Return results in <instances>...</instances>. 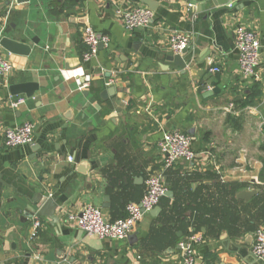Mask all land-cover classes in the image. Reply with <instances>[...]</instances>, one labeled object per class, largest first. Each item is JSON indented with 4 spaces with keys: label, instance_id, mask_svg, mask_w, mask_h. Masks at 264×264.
I'll list each match as a JSON object with an SVG mask.
<instances>
[{
    "label": "crops",
    "instance_id": "crops-1",
    "mask_svg": "<svg viewBox=\"0 0 264 264\" xmlns=\"http://www.w3.org/2000/svg\"><path fill=\"white\" fill-rule=\"evenodd\" d=\"M145 1L150 25L124 29L115 7ZM86 24L110 41L82 62ZM239 25L260 40L257 78L239 70ZM174 31L189 38L184 68L165 59ZM2 36L30 51L0 46L13 65L0 79V264H180L178 243L193 232L204 235L196 264H263L250 244L264 227V0H0ZM109 81L115 92L103 97ZM27 82L38 85L32 95L10 94ZM24 122L34 125L33 144L6 147L4 130ZM173 129L191 137L195 158L167 172L172 196L157 215L144 214L131 239H97L67 221L84 204L123 217L160 166L158 140ZM38 193L55 200L59 223L24 215Z\"/></svg>",
    "mask_w": 264,
    "mask_h": 264
},
{
    "label": "built area",
    "instance_id": "built-area-1",
    "mask_svg": "<svg viewBox=\"0 0 264 264\" xmlns=\"http://www.w3.org/2000/svg\"><path fill=\"white\" fill-rule=\"evenodd\" d=\"M229 5H232L230 3ZM10 12L8 9L3 18L6 22ZM114 15L124 29L131 31L138 28L148 27L153 20V11L148 6L129 5L125 8L115 7ZM234 47L237 52L239 70L244 77L257 78L261 43L253 30L247 26L239 25L233 32ZM82 43L85 50L81 55V61H89L98 51V45L103 47L109 44V36L98 33L94 28L86 24L82 29ZM169 50L174 54L181 55L182 51L189 46V38L180 31H174L169 41ZM13 70L12 63L0 54V79L7 77ZM211 73H217L220 68L217 65L209 68ZM90 77L85 76L79 80L81 89H88ZM109 81L106 85H110ZM23 98L10 102L13 109L23 103ZM34 125L24 122L3 132V142L6 147L32 145ZM158 148L161 153V163L157 170L150 173L145 179V190L137 202H127L124 206L125 215L116 219H108L101 208L92 204H84L78 213L69 214L67 221L74 224L85 235L97 239L125 240L134 231L136 225L142 220L145 213L157 206L165 196L167 188V172L176 164L188 167L195 158V152L191 146V137L177 129L165 132L158 140ZM72 161V157H67ZM41 223L36 219L32 224L31 237H36L37 229ZM204 241V235L200 232L190 233L178 243L180 264H196L197 254L195 247ZM250 252L255 259L264 264V227L255 229L252 233Z\"/></svg>",
    "mask_w": 264,
    "mask_h": 264
},
{
    "label": "water",
    "instance_id": "water-1",
    "mask_svg": "<svg viewBox=\"0 0 264 264\" xmlns=\"http://www.w3.org/2000/svg\"><path fill=\"white\" fill-rule=\"evenodd\" d=\"M16 1L21 2V1H27V0H16ZM210 1H212L214 5L221 2V0H217V2H216V0H210ZM224 1L227 2L228 0H224ZM232 1H239V0H232ZM145 3L148 5L149 8L153 7V5H151L149 3V1H145ZM0 46H2L4 49H6L7 51L12 52V53L26 54L30 51V47L28 45H26L25 43L15 41V40H13L9 37H6V36H2L0 38ZM102 48H103V46L100 43L98 45V49H102ZM185 52H186V49H184L182 51V53H185ZM165 59L168 61H174V63L177 66L182 67V68H184L186 65V63L182 59V57L178 54H174L172 51H169L166 53ZM37 88H38V85L36 83L27 82V83H19V84L11 85L9 87V91H10L11 95L25 94L27 96H30V95H32V93ZM114 92H115V87L110 85L108 88H106L103 91L102 96L107 97L109 95H112ZM255 192L256 191L253 189L243 190V191L239 192L237 197L240 199H247V198H249V196L255 194ZM165 195L171 197L172 192L170 190H167ZM108 199H109L108 196L104 197L105 203L102 205L103 207H109V203H107ZM56 208H57V203L55 202V200L52 197L46 196L43 193H38L32 199H30V205L26 209L28 211L25 212L24 215L27 217L45 216V217L49 218V220L52 223H59V217L55 214ZM159 211H160V207L157 205L153 209H151L148 213L152 216H155L159 213ZM131 237L132 236H129L128 239H131ZM251 237H252V235H251ZM259 262H261V261H259Z\"/></svg>",
    "mask_w": 264,
    "mask_h": 264
},
{
    "label": "trees",
    "instance_id": "trees-1",
    "mask_svg": "<svg viewBox=\"0 0 264 264\" xmlns=\"http://www.w3.org/2000/svg\"><path fill=\"white\" fill-rule=\"evenodd\" d=\"M182 216H183V215H182ZM193 220H194L193 222H195L196 228H197V229H200V228H199V226L201 225V224H200V221L202 222V220H204V219H202V217H200V216H197V217H195Z\"/></svg>",
    "mask_w": 264,
    "mask_h": 264
}]
</instances>
